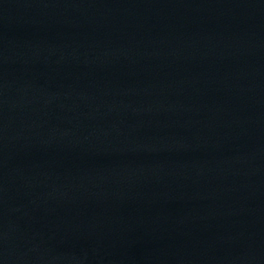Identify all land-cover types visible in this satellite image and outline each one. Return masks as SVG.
I'll use <instances>...</instances> for the list:
<instances>
[{
	"label": "water",
	"instance_id": "obj_1",
	"mask_svg": "<svg viewBox=\"0 0 264 264\" xmlns=\"http://www.w3.org/2000/svg\"><path fill=\"white\" fill-rule=\"evenodd\" d=\"M0 264H264V0H0Z\"/></svg>",
	"mask_w": 264,
	"mask_h": 264
}]
</instances>
